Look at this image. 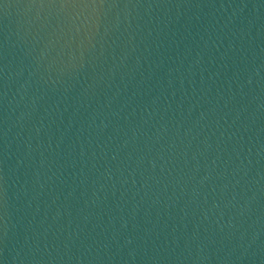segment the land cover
<instances>
[{
    "label": "water",
    "instance_id": "95a60500",
    "mask_svg": "<svg viewBox=\"0 0 264 264\" xmlns=\"http://www.w3.org/2000/svg\"><path fill=\"white\" fill-rule=\"evenodd\" d=\"M0 264H264V0H0Z\"/></svg>",
    "mask_w": 264,
    "mask_h": 264
}]
</instances>
